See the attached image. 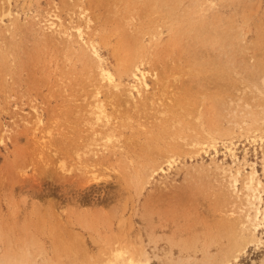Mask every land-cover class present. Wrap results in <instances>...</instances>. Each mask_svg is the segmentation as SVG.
Wrapping results in <instances>:
<instances>
[{"label": "rangeland", "instance_id": "374dc122", "mask_svg": "<svg viewBox=\"0 0 264 264\" xmlns=\"http://www.w3.org/2000/svg\"><path fill=\"white\" fill-rule=\"evenodd\" d=\"M80 9L123 85L139 62L156 81L142 101L123 92L108 100L103 87L124 149L77 159L97 70L78 44L46 35L43 19L75 22ZM32 107L52 130L43 148ZM235 124L260 126L262 144ZM263 126L264 0H0V264H100L115 245L144 249L150 264H224L244 189L234 198L215 165L235 168L221 145L233 141L244 166L238 188L250 165L264 184ZM205 132L218 141L213 160L188 155L177 137ZM171 150L178 162L167 176L135 177ZM258 236L226 259L264 264V224Z\"/></svg>", "mask_w": 264, "mask_h": 264}, {"label": "bare ground", "instance_id": "6f19581e", "mask_svg": "<svg viewBox=\"0 0 264 264\" xmlns=\"http://www.w3.org/2000/svg\"><path fill=\"white\" fill-rule=\"evenodd\" d=\"M7 15H10V12H8ZM76 17L77 20L75 21L74 19L75 22H72L69 19V21L65 23L60 18V16H58V14L52 13L48 14L46 19H43V21L45 20L44 25L46 35L48 34L50 37L56 40L62 39L63 41H65V43H67V45L73 48L75 44H78L80 47L78 49H80L81 56L84 58L85 54L88 53L87 57L93 60V64L95 63L94 67L96 68L95 71L97 70L98 79H96V82L98 83H95V86H93L92 84L93 91L90 94L91 101L88 104V114L90 116L88 121H86V125H88V130H86L90 131V137L88 139V142L80 147V150L76 153V156L77 159H79L81 158V155L86 156L88 154H90L92 157H99L104 153L106 155L107 153H111L112 155H114L117 151L124 149V142H122L121 140V138L123 137L120 138V134L117 135V132H115L117 129V126L115 125L116 123L114 124L115 120H113L115 117H113L112 119V115L108 112L107 107L104 104V100L102 99L101 95L102 88L105 87L107 93H109L107 96H105L108 98V100L111 99L112 96L114 97V95H119L123 92L129 100L136 99L142 101L144 100V95L151 88L150 84L148 83L150 81V77L154 78L153 81L155 82L156 75L155 73H149L147 70H145L142 62H139L138 64L133 63V66H131L132 69H129L131 72L132 83L123 85L120 80L117 79L116 76L110 71V69L103 63V59L99 54L96 43L90 38V36H88V30L90 28L91 20L86 15V11L84 9H80ZM7 28L6 29L8 31L10 29L9 25L7 26ZM67 45L65 46L67 47ZM72 52L73 51H71V53ZM148 99H150L152 105H161L160 102H162V98L160 97L156 99L150 97L147 98V100ZM135 102V106L133 104L134 108L137 107V104ZM32 109L34 117V128L32 132L34 136L33 138H35L37 143L41 146V148H43L48 144V141L52 136V130L51 128L45 127L43 117L37 111V109L34 107H32ZM162 113L163 112H161V114ZM242 122L243 124H245L244 121ZM243 124L235 125L241 132L244 131L246 134H248L246 138L252 143L256 144L257 142H260L262 144L263 135H258V132H260L261 130L259 128L260 126L251 128L250 126L245 127L243 126ZM118 127H121V125ZM119 131L120 129L118 130V132ZM177 137L180 140L184 141L180 146L187 148L183 149L184 151L187 150L188 155L194 154L196 156H200L201 154L207 155L209 154V152H212L213 155L211 156V160H213L219 152L217 146V138L209 132H205L201 136L195 135L193 136V138H189V141H185V138L183 136ZM225 141H222L221 144L222 149L226 153L225 156L228 155L233 161V164L236 166H234V169H232L231 166L227 168L221 167L219 166L220 164L215 166L222 171V175L225 174L228 187L227 189H229L230 192L235 196H233L234 198H237L239 195L238 192H241L242 189H244L243 192H239L240 194H242L241 197L243 196V200L240 201L241 206L239 207V212L242 216L239 217V220L237 219L238 221L236 223V229L234 225L235 232L230 239L229 249L226 253V257L222 258L224 264H231V261L226 259L230 256V254H232V260L237 261L239 254L246 251L247 244L258 246L261 243V238L258 236V230L262 226V224H264V198H262V195H264V184H262L259 180L260 177L258 178L255 167L253 165H250V170L246 173H243V187H241L240 189L238 188V185L240 184V177L242 176V171H244V166L240 164L239 158L235 152V150L237 149V143H234L233 141ZM163 158L164 159L161 163L156 162L149 165V167L143 171H136L135 177H138L141 182L145 181L146 183H150V180H153L154 176L159 175L160 173H162V175L164 176H167L168 171L173 169L174 166L176 167L178 159L177 156L173 154L172 150L171 152H167ZM262 162L264 164V156ZM206 167L207 166H205V168ZM84 168H87V166H85ZM200 169L201 168H198V171ZM86 173H90L93 178L97 180L94 167H90L89 169H87ZM129 246H113L111 249H109V252L106 253V258H104V260L101 261L102 263L100 262V264H150L152 260L144 249L131 250ZM204 264L207 263L205 262Z\"/></svg>", "mask_w": 264, "mask_h": 264}]
</instances>
